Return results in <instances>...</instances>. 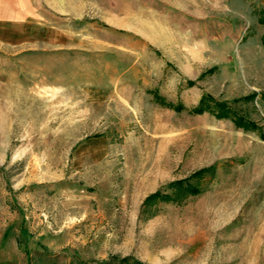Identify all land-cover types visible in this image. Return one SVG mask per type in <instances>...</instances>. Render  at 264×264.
<instances>
[{
    "label": "rangeland",
    "instance_id": "rangeland-1",
    "mask_svg": "<svg viewBox=\"0 0 264 264\" xmlns=\"http://www.w3.org/2000/svg\"><path fill=\"white\" fill-rule=\"evenodd\" d=\"M263 40L264 0H0V264H264Z\"/></svg>",
    "mask_w": 264,
    "mask_h": 264
},
{
    "label": "trees",
    "instance_id": "trees-1",
    "mask_svg": "<svg viewBox=\"0 0 264 264\" xmlns=\"http://www.w3.org/2000/svg\"><path fill=\"white\" fill-rule=\"evenodd\" d=\"M262 45H264V40L262 41ZM197 112H199V113H202L203 111H201L200 109H197ZM239 120V119H238ZM237 120V121H238ZM237 123V122H236Z\"/></svg>",
    "mask_w": 264,
    "mask_h": 264
}]
</instances>
